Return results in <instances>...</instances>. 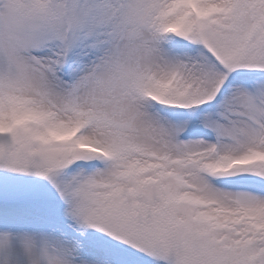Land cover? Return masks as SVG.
Returning <instances> with one entry per match:
<instances>
[{
  "label": "snow or ice",
  "instance_id": "obj_1",
  "mask_svg": "<svg viewBox=\"0 0 264 264\" xmlns=\"http://www.w3.org/2000/svg\"><path fill=\"white\" fill-rule=\"evenodd\" d=\"M0 264H264V0H0Z\"/></svg>",
  "mask_w": 264,
  "mask_h": 264
}]
</instances>
